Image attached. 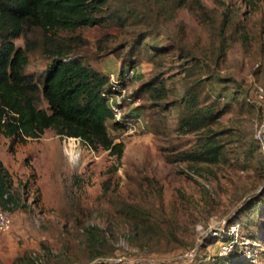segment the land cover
Wrapping results in <instances>:
<instances>
[{
	"label": "rangeland",
	"instance_id": "374dc122",
	"mask_svg": "<svg viewBox=\"0 0 264 264\" xmlns=\"http://www.w3.org/2000/svg\"><path fill=\"white\" fill-rule=\"evenodd\" d=\"M99 16L57 38L113 81L136 67L124 128L108 122L123 158L54 128L26 143L0 132L15 201L0 264H264V0H109ZM33 37L26 73L39 79L51 60ZM189 91L217 115L192 132L180 127ZM209 144L217 158L195 159Z\"/></svg>",
	"mask_w": 264,
	"mask_h": 264
},
{
	"label": "trees",
	"instance_id": "16d2710c",
	"mask_svg": "<svg viewBox=\"0 0 264 264\" xmlns=\"http://www.w3.org/2000/svg\"><path fill=\"white\" fill-rule=\"evenodd\" d=\"M259 1L250 0V3ZM108 2L0 0V132L6 137L26 143L29 138L37 139L46 130L54 128L61 136L80 139L93 149L102 148L116 156L119 162L122 160L125 144L113 140L108 122H113L116 128H124L125 124L116 117L112 102L122 95L130 79L137 80V77L129 79L126 76L136 67L122 68L118 79L113 81L101 66L72 56V48L57 38V32L61 30L101 24L103 19L99 15ZM229 17L226 13L221 36H224ZM36 33L42 37L43 52L51 60L39 79L26 73L28 56L38 48L39 42L33 37ZM18 39L25 42L24 47L16 45ZM143 89L155 91L154 83L135 87L130 99H139ZM124 102L127 100L116 104L122 108ZM188 104V111L180 121V127L186 132L202 129L216 120L214 109L200 107L197 97L190 91ZM142 111L133 109L124 118H137ZM217 150L218 147L212 144L206 145L195 159L206 160L210 156L215 160L219 155ZM9 185L8 176L0 166V209L3 211L15 206ZM233 247L230 246L223 256L231 259Z\"/></svg>",
	"mask_w": 264,
	"mask_h": 264
},
{
	"label": "built area",
	"instance_id": "2783aa9c",
	"mask_svg": "<svg viewBox=\"0 0 264 264\" xmlns=\"http://www.w3.org/2000/svg\"><path fill=\"white\" fill-rule=\"evenodd\" d=\"M124 91L125 90H123V92ZM258 96L260 99L264 98V86L259 88ZM118 99H119V97L115 101L113 100L112 108L115 111L117 119H121V108L118 107V105L116 104V103H119V101H120ZM258 139H259L260 143L262 144V146L264 147V133L260 132L258 134ZM78 140L81 141L80 139H78ZM12 227H13L12 217L10 216V214L8 212L0 209V234L7 233V232L11 231Z\"/></svg>",
	"mask_w": 264,
	"mask_h": 264
},
{
	"label": "bare ground",
	"instance_id": "6f19581e",
	"mask_svg": "<svg viewBox=\"0 0 264 264\" xmlns=\"http://www.w3.org/2000/svg\"><path fill=\"white\" fill-rule=\"evenodd\" d=\"M70 139H71V138H70ZM72 141H73V140H72ZM72 141H71V142H72ZM71 142H70V143H71ZM70 143H69V144H70ZM73 145H74V144H73ZM66 148H67V147H66Z\"/></svg>",
	"mask_w": 264,
	"mask_h": 264
}]
</instances>
